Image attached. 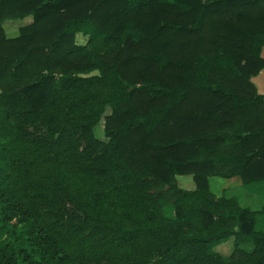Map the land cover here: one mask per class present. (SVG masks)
Instances as JSON below:
<instances>
[{
  "label": "trees",
  "instance_id": "16d2710c",
  "mask_svg": "<svg viewBox=\"0 0 264 264\" xmlns=\"http://www.w3.org/2000/svg\"><path fill=\"white\" fill-rule=\"evenodd\" d=\"M263 45L264 0H0V264H264L208 188L264 186Z\"/></svg>",
  "mask_w": 264,
  "mask_h": 264
},
{
  "label": "rangeland",
  "instance_id": "374dc122",
  "mask_svg": "<svg viewBox=\"0 0 264 264\" xmlns=\"http://www.w3.org/2000/svg\"><path fill=\"white\" fill-rule=\"evenodd\" d=\"M29 19V16H24V18H10L4 19L1 22V27L6 36H12L16 34L17 27L19 24L26 22ZM74 41L76 43H83L85 41V36L81 33H76L74 35ZM260 55L264 59V45L260 48ZM96 72L95 70L88 71L83 74H92ZM250 81L255 87L256 93L264 96V66L253 76H251ZM106 111H104L105 113ZM93 135L98 139H105L102 133V118L96 121L92 127ZM174 184L176 187L181 189H191L194 187V183L189 174L175 175L174 176ZM162 190L166 188V185H163ZM208 188L210 193L214 197H218L220 195L229 196L233 195L236 197L237 201L242 205L248 206L253 209H260L262 205H264V186L258 185L256 183H251L247 185L241 184L239 178L237 176H232L225 178L220 175H212L208 177ZM71 217V215H69ZM261 211L257 215L256 227L263 229L262 226L263 218ZM247 239H244L243 245H240V248L244 245H247ZM233 241L232 237L227 238L226 240L216 244L214 249L225 257L224 259L227 263H231L236 257L238 253V248L233 249ZM231 252V256L229 253Z\"/></svg>",
  "mask_w": 264,
  "mask_h": 264
},
{
  "label": "crops",
  "instance_id": "0c3cea01",
  "mask_svg": "<svg viewBox=\"0 0 264 264\" xmlns=\"http://www.w3.org/2000/svg\"><path fill=\"white\" fill-rule=\"evenodd\" d=\"M251 209H253V208H251ZM260 210H261V214H262V216H264V205H262V207L260 208ZM261 220L263 221L262 223H264V217L261 218ZM262 226H264V224H262ZM263 229H264V228H263Z\"/></svg>",
  "mask_w": 264,
  "mask_h": 264
}]
</instances>
